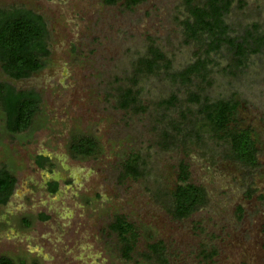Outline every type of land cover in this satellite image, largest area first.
Returning <instances> with one entry per match:
<instances>
[{"label": "rangeland", "instance_id": "rangeland-1", "mask_svg": "<svg viewBox=\"0 0 264 264\" xmlns=\"http://www.w3.org/2000/svg\"><path fill=\"white\" fill-rule=\"evenodd\" d=\"M230 1L228 34L250 46L239 62L227 44L207 52L206 31L190 34L187 0H142L131 8L124 0H0V11L43 18L49 50L46 66L28 78L10 79L0 67V83L33 91L41 102L31 126L16 134L5 129L0 109V170L17 180L0 204V258L264 264V44L251 51L264 36V0ZM152 48L164 59L148 72L139 62ZM197 59L208 61L206 70L183 83L176 74ZM128 91L134 100L124 106ZM218 100L236 103L237 117L259 135L256 168L231 160L212 134L204 106ZM76 136L95 137L96 154L72 157ZM37 155L49 163L37 167ZM128 159L136 175L124 174ZM181 162L207 203L178 219L170 194ZM52 178L54 194L46 189ZM118 217L132 226L128 258L111 228Z\"/></svg>", "mask_w": 264, "mask_h": 264}, {"label": "trees", "instance_id": "trees-1", "mask_svg": "<svg viewBox=\"0 0 264 264\" xmlns=\"http://www.w3.org/2000/svg\"><path fill=\"white\" fill-rule=\"evenodd\" d=\"M118 0H103L105 4L113 5ZM131 8L142 0H124ZM231 5L230 0H205L194 4L187 0L191 20L188 19L187 28L193 36L198 32L208 33L207 52L218 50L223 44L229 45L235 56L240 58L250 48L247 39L238 41L228 34L229 27L223 17ZM249 36L252 37L250 34ZM47 29L43 18L26 9L16 8L11 11H0V67L13 80L28 78L41 71L46 66L49 50L46 43ZM257 44L251 51H257L264 44V36L254 39ZM247 49V50H246ZM164 54L158 48L150 49V57L140 60L142 69L154 72L158 69L159 61ZM207 60L197 59L184 70L176 74L183 83H189L194 76L206 70ZM132 93L124 94L123 105L133 103ZM175 99L174 97L171 98ZM195 101H200L196 97ZM40 97L33 91H15L8 84L0 83V109L5 117V129L12 134L26 131L32 123L35 114L40 108ZM206 119L211 132L222 140L226 155L241 166L256 168L258 166L259 135L250 125H245L237 117V104L218 100L206 103L204 106ZM98 151V143L93 136L72 137L69 143V152L74 158L86 159ZM36 164L44 167L49 163L48 157L37 155ZM123 169L126 176L137 174L136 168L130 159L124 162ZM16 177L7 169L0 170V204H4L11 195L16 184ZM55 187L52 188V191ZM172 214L182 219L193 214L197 209L206 205L207 194L202 186L190 181L187 166L179 163L176 184L171 191ZM24 225L29 223L24 221ZM111 228L118 232L123 243L122 253L129 257L133 238L132 226L123 218H117ZM132 237H129V236ZM151 250L159 254L158 244L152 245ZM0 264H13L8 258H0Z\"/></svg>", "mask_w": 264, "mask_h": 264}, {"label": "flooded vegetation", "instance_id": "flooded-vegetation-1", "mask_svg": "<svg viewBox=\"0 0 264 264\" xmlns=\"http://www.w3.org/2000/svg\"><path fill=\"white\" fill-rule=\"evenodd\" d=\"M35 164H36V161H35ZM36 166L39 167L37 164H36ZM39 168H42V167H39ZM56 182H57L56 178H52L51 180H49L47 182L46 189H47V191L51 192V194H54V192H55V190L52 191V188L56 187ZM37 218H39L41 220L45 219V214H39ZM1 258H8V259H10L13 262V264H17L11 257H1Z\"/></svg>", "mask_w": 264, "mask_h": 264}]
</instances>
